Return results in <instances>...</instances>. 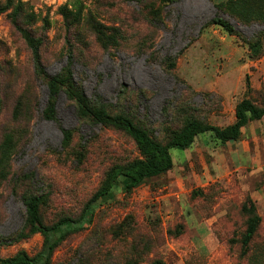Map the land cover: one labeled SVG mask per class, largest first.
<instances>
[{"label": "rangeland", "instance_id": "rangeland-1", "mask_svg": "<svg viewBox=\"0 0 264 264\" xmlns=\"http://www.w3.org/2000/svg\"><path fill=\"white\" fill-rule=\"evenodd\" d=\"M227 1L0 0L1 258L42 247L39 234L20 238L26 197H46L47 224L78 217L113 165L142 158L122 130L78 117L65 87L56 121L43 118L47 78L16 25L39 40L48 77L64 70L71 48L88 104L130 116L165 142L191 117L232 125L244 98L264 108V0H248L235 17L216 8ZM217 16L237 32L210 24ZM171 155L164 175L100 199L93 223L68 237L52 264H264L263 120L237 141L205 134ZM254 216L260 224L245 247Z\"/></svg>", "mask_w": 264, "mask_h": 264}, {"label": "trees", "instance_id": "trees-1", "mask_svg": "<svg viewBox=\"0 0 264 264\" xmlns=\"http://www.w3.org/2000/svg\"><path fill=\"white\" fill-rule=\"evenodd\" d=\"M247 1L228 0L225 3L217 4L216 8L222 13L229 12L230 16L235 17L245 9ZM210 24L221 27L229 35L237 32L229 21L219 16L215 17ZM16 28L32 51L37 74L47 78L48 102L43 111V118L46 121H56L57 100L65 87V93L71 101L73 100L78 117L89 118L96 124L122 130L134 141L142 158L113 165L108 170L99 189L85 203L78 217L64 216L47 224L42 215L43 206L47 204L46 197L38 194L26 197L24 205L27 233L20 234V238L39 234L43 238L42 247L35 255L20 250L11 257H0V264H52L54 253L61 244L71 235L85 230L93 223L97 203L100 199L110 197L118 186L123 187L126 191H131L145 181L167 173L173 167L174 162L171 155L173 149L187 150L198 136L205 134L211 135L221 144L237 141L241 137L242 129L248 123L259 120L264 122V108L259 107L250 99L244 98L236 106L235 122L232 125L221 128L191 117L185 120L180 129L173 131L167 141L161 142L151 136L147 128L132 117L122 114L112 115L103 107L93 108L88 104L86 97L82 95L81 89L74 81L75 54L71 48L67 54V64L64 70L56 76L48 77L40 55L39 40L19 25H16ZM250 49L254 52L258 51L256 44L251 45ZM171 67L173 68V64ZM63 135L65 143L68 142L71 133L63 131ZM12 149L13 145L10 141L1 146L2 164L7 165ZM259 224L258 216L249 219L243 239L245 247L253 240Z\"/></svg>", "mask_w": 264, "mask_h": 264}]
</instances>
